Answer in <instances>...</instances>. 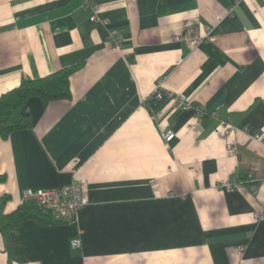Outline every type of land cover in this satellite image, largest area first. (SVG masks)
I'll list each match as a JSON object with an SVG mask.
<instances>
[{
	"label": "crops",
	"instance_id": "1",
	"mask_svg": "<svg viewBox=\"0 0 264 264\" xmlns=\"http://www.w3.org/2000/svg\"><path fill=\"white\" fill-rule=\"evenodd\" d=\"M88 2L0 0V96L77 67L69 99H29L31 127L0 137L3 214L85 187L76 223L0 229V264H264V0ZM193 29L211 39L190 49ZM157 85L190 108L149 106Z\"/></svg>",
	"mask_w": 264,
	"mask_h": 264
},
{
	"label": "trees",
	"instance_id": "2",
	"mask_svg": "<svg viewBox=\"0 0 264 264\" xmlns=\"http://www.w3.org/2000/svg\"><path fill=\"white\" fill-rule=\"evenodd\" d=\"M77 69L70 67L38 79H23L19 85L0 96V137L6 139L12 132L29 129L31 120L26 113L27 101L37 98L43 105L55 100L70 98L69 77ZM167 99L160 100L163 102ZM160 101L150 99L149 106H158ZM0 180L2 178L0 177ZM8 200L7 196L0 197V229L7 233L17 227L21 222L33 219L42 224L64 222L53 219L48 212H44L34 200L29 199L17 206L10 214H3ZM9 262L12 253L7 248Z\"/></svg>",
	"mask_w": 264,
	"mask_h": 264
},
{
	"label": "built area",
	"instance_id": "3",
	"mask_svg": "<svg viewBox=\"0 0 264 264\" xmlns=\"http://www.w3.org/2000/svg\"><path fill=\"white\" fill-rule=\"evenodd\" d=\"M88 1L89 0H85V2L89 3ZM89 4L91 5V3ZM90 20L93 22L99 21L95 15L92 16ZM101 23L105 24V22H101ZM191 35L192 36L188 38V42H187L190 49L196 48L198 44L204 39H208V40L211 39L208 34H205V36L203 37L199 36L197 34V31H195L194 29L192 30ZM108 44L116 50H119L121 48L118 36L115 32L109 33ZM164 98L170 100L169 103L171 104V108H173L174 110L175 109L186 110L190 108L189 102H187L183 97L181 96L172 97L168 94L165 96L161 92H159L157 85L155 90L153 91L151 99H153L154 102H156ZM149 109L151 110L150 113L151 119L155 120L156 118L155 111H153L152 108ZM162 137L166 143H170L174 140L175 134L170 131H167L162 135ZM256 170H257L256 167L250 169L247 177L249 179L252 178ZM225 188L229 191L241 190L242 183L239 181L228 182L226 183ZM84 194H85V187L80 182L74 180L70 184L62 186L60 188L49 189V190H35V191L28 190L25 193V200H29V199L34 200L36 204L44 212H48L50 216L55 220H62L66 222L76 223L78 221V212L82 208L85 202ZM254 219L257 222L264 220V208H261L254 213ZM70 245L72 248H79L80 240L73 239ZM244 249H245L244 246H240L238 248L239 254H241L244 251Z\"/></svg>",
	"mask_w": 264,
	"mask_h": 264
}]
</instances>
